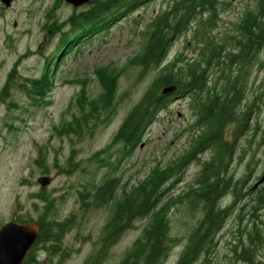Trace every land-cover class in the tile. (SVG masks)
Segmentation results:
<instances>
[{"label":"rangeland","instance_id":"1","mask_svg":"<svg viewBox=\"0 0 264 264\" xmlns=\"http://www.w3.org/2000/svg\"><path fill=\"white\" fill-rule=\"evenodd\" d=\"M223 1L230 5L221 6L217 27L209 36L230 46L258 0ZM168 3L154 0L120 14L108 20L102 33L89 35L79 29L69 36L71 19L89 3L75 8L65 0H12L7 8L0 1V224L13 217L37 221L47 206L51 219L73 221L63 239V254L37 249L39 264H86L100 250L105 227L124 193L143 183L154 169L170 170L200 137L190 100L175 97L132 155H119L121 145L113 144L126 117L164 68H185L199 60L203 46L198 43L206 34L196 39L189 32L175 38L161 65L148 70L140 66L149 26ZM221 68L211 67V82L224 76ZM44 77V91L33 92L35 81ZM111 79L115 94L107 103L103 98ZM245 79L251 130L238 140L231 168L234 180L241 181V193L229 191L223 206L230 207V215L207 263L196 264H250L241 258L246 247L256 250L255 264H264V182L259 184L264 177V69L252 67ZM77 121L80 127L73 133L69 128ZM210 156L206 151L201 159ZM200 171L201 165L193 160L169 183L165 204L177 242L164 264L177 263L203 215L198 206L191 209ZM43 177L50 178L44 188L38 182ZM114 178L119 187L112 200L96 208L92 203L96 189ZM80 193L88 196L84 203ZM149 222L136 220L108 250L104 264H119Z\"/></svg>","mask_w":264,"mask_h":264},{"label":"trees","instance_id":"2","mask_svg":"<svg viewBox=\"0 0 264 264\" xmlns=\"http://www.w3.org/2000/svg\"><path fill=\"white\" fill-rule=\"evenodd\" d=\"M152 1L154 0H92L83 12L75 14L71 19L72 31L69 36L75 35L79 29L88 30L89 35L102 33L107 28L109 19L114 21L120 14H129L138 6ZM224 2L169 0L168 7L151 22L146 48L139 58V64L144 70L161 65L175 38L189 32L196 39L206 34L204 41L198 43L203 48L199 51V60L190 62L187 67L172 65L163 69L139 104L126 117L113 144L121 145L119 155H132L142 144L148 128L156 122L161 112L170 108L175 97H187L190 100L191 109L197 118L195 128L201 129V134L188 155L176 162L170 170L154 169L143 183L129 193H124L105 227L100 250L86 264H104L108 250L133 227L135 221L147 218L150 222L119 264H164L177 242L172 236L169 207L165 204L171 188L169 183L174 176L181 177L182 170L193 160L199 162L201 171L194 192L197 201L192 202L191 209L198 206L203 215L197 228L190 234L188 244L176 264H196L199 261L207 263V255L214 248L216 237L230 215V207L223 206V201L230 190L238 196L242 189L241 181L234 180L231 168L238 151V140L251 130L252 115L250 106L246 104L245 75L254 66L264 69V0H258L255 8L245 14L238 27L239 37L231 38L234 43L230 46L226 42L217 41L213 35L209 36L217 27ZM198 29L201 32L199 34ZM221 65L224 76L211 82L209 70ZM45 77L42 81H35L33 92L41 94L44 91L42 82ZM9 87L10 81L5 91ZM170 87H175V92L163 95V90ZM114 94L115 86L111 79L106 82L103 101L110 102ZM262 95L264 96V91ZM76 124L75 128H69L73 133L80 127L78 121ZM206 151L211 156L202 161L201 156ZM118 187L117 179L105 180L96 189L93 205L96 208L107 205ZM80 197L84 203L88 196L80 193ZM50 212L51 208L47 206L36 221L40 227L39 235L24 264H39L35 258L37 249L54 256L63 254V239L71 230L73 221L72 218H67L58 222L55 218H50L53 217ZM254 251L256 250L246 247L241 258L255 264L252 260Z\"/></svg>","mask_w":264,"mask_h":264},{"label":"water","instance_id":"3","mask_svg":"<svg viewBox=\"0 0 264 264\" xmlns=\"http://www.w3.org/2000/svg\"><path fill=\"white\" fill-rule=\"evenodd\" d=\"M1 3L9 8L12 0H0ZM66 3L73 5L75 8L90 3L91 0H65ZM236 2L237 0H231ZM175 87L166 88L162 94H172ZM264 182V177L259 184ZM40 185L44 188L50 184L47 177L39 180ZM39 235V226L37 224L20 225L16 223L7 224L0 231V264H23L28 252L35 245Z\"/></svg>","mask_w":264,"mask_h":264},{"label":"flooded vegetation","instance_id":"4","mask_svg":"<svg viewBox=\"0 0 264 264\" xmlns=\"http://www.w3.org/2000/svg\"><path fill=\"white\" fill-rule=\"evenodd\" d=\"M5 88H6V87H5ZM5 88H4V89H5ZM3 223H4V222H3ZM9 223H18V224H22V225H24V224L29 223V221H26V220H22V219H18V218H16V217H13V218L10 220ZM6 224H7V223H5L4 225L0 224V231L2 230V228H3ZM29 254H30V252H29ZM29 254L27 255L25 261L27 260ZM25 261H24V263H25Z\"/></svg>","mask_w":264,"mask_h":264}]
</instances>
